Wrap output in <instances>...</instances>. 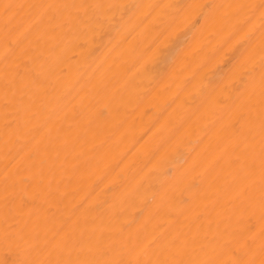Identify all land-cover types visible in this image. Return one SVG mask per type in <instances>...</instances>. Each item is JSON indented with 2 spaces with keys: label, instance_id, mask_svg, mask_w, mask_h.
Here are the masks:
<instances>
[{
  "label": "bare ground",
  "instance_id": "bare-ground-1",
  "mask_svg": "<svg viewBox=\"0 0 264 264\" xmlns=\"http://www.w3.org/2000/svg\"><path fill=\"white\" fill-rule=\"evenodd\" d=\"M0 264H264V0H0Z\"/></svg>",
  "mask_w": 264,
  "mask_h": 264
}]
</instances>
